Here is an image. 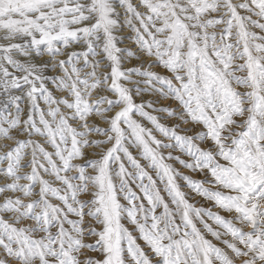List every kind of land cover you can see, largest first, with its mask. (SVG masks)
Returning <instances> with one entry per match:
<instances>
[{"label":"snow or ice","instance_id":"6c2138e0","mask_svg":"<svg viewBox=\"0 0 264 264\" xmlns=\"http://www.w3.org/2000/svg\"><path fill=\"white\" fill-rule=\"evenodd\" d=\"M0 264H264V0H0Z\"/></svg>","mask_w":264,"mask_h":264}]
</instances>
